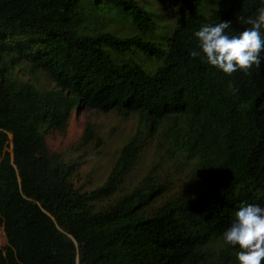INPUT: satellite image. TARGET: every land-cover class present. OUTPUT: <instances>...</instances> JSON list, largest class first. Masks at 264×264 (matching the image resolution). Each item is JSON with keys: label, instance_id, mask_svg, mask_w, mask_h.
<instances>
[{"label": "trees", "instance_id": "trees-1", "mask_svg": "<svg viewBox=\"0 0 264 264\" xmlns=\"http://www.w3.org/2000/svg\"><path fill=\"white\" fill-rule=\"evenodd\" d=\"M183 1L157 33L142 0H0V264H236L222 233L264 205V59L227 75L190 51L202 25L235 35L262 5L204 18ZM80 109L136 118L90 190L46 143Z\"/></svg>", "mask_w": 264, "mask_h": 264}, {"label": "rangeland", "instance_id": "rangeland-1", "mask_svg": "<svg viewBox=\"0 0 264 264\" xmlns=\"http://www.w3.org/2000/svg\"><path fill=\"white\" fill-rule=\"evenodd\" d=\"M142 1L144 8L151 14L150 18L156 25L154 30L157 33L172 30L189 12L188 2L183 0ZM222 1L193 0L192 9L198 16L208 18L213 11L222 9ZM31 79L45 88L53 87L48 78L38 73L31 76ZM87 125L92 128L94 139L82 142ZM135 126L136 118L125 119L116 112L105 114L89 109L73 110L64 134H51L46 143L50 153L58 155L66 162L78 164L79 184L84 186V190H90L105 182L115 155L131 136ZM154 152L153 146L144 152L137 165V172H141L148 165ZM6 242V236L0 226V247Z\"/></svg>", "mask_w": 264, "mask_h": 264}, {"label": "clouds", "instance_id": "clouds-1", "mask_svg": "<svg viewBox=\"0 0 264 264\" xmlns=\"http://www.w3.org/2000/svg\"><path fill=\"white\" fill-rule=\"evenodd\" d=\"M253 19L245 21L238 34L225 30L229 22L204 24L193 33L197 48L190 51L192 57L203 59L224 74L237 70L247 71L259 66L264 59V0ZM223 241L238 248L234 252L236 264H262L264 261V205L245 204L234 213L232 223L222 233Z\"/></svg>", "mask_w": 264, "mask_h": 264}]
</instances>
